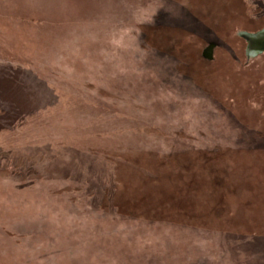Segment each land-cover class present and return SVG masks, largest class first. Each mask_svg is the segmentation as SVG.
<instances>
[{
    "label": "rangeland",
    "instance_id": "1",
    "mask_svg": "<svg viewBox=\"0 0 264 264\" xmlns=\"http://www.w3.org/2000/svg\"><path fill=\"white\" fill-rule=\"evenodd\" d=\"M253 1L0 0V264H264Z\"/></svg>",
    "mask_w": 264,
    "mask_h": 264
},
{
    "label": "flooded vegetation",
    "instance_id": "2",
    "mask_svg": "<svg viewBox=\"0 0 264 264\" xmlns=\"http://www.w3.org/2000/svg\"><path fill=\"white\" fill-rule=\"evenodd\" d=\"M253 1V0H251ZM252 5H248L249 8L247 10L248 14H246L244 23L246 26L244 29L240 30V33H247L251 35H255L258 33H264V0L253 1ZM238 34V38L244 43V56L247 62L256 61L257 59H261L264 63V51L256 56L247 58L246 49L247 42L241 38Z\"/></svg>",
    "mask_w": 264,
    "mask_h": 264
},
{
    "label": "water",
    "instance_id": "3",
    "mask_svg": "<svg viewBox=\"0 0 264 264\" xmlns=\"http://www.w3.org/2000/svg\"><path fill=\"white\" fill-rule=\"evenodd\" d=\"M239 36L247 42V58L256 56L264 51V33H258L255 35L240 33ZM204 55L206 58L211 56L210 47L204 52Z\"/></svg>",
    "mask_w": 264,
    "mask_h": 264
}]
</instances>
